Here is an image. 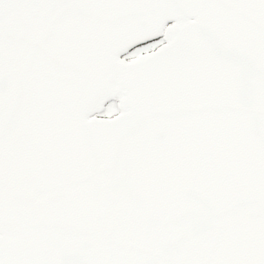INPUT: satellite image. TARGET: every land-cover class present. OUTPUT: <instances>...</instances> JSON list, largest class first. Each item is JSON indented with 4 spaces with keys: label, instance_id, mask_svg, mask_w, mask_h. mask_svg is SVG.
<instances>
[{
    "label": "snow or ice",
    "instance_id": "snow-or-ice-1",
    "mask_svg": "<svg viewBox=\"0 0 264 264\" xmlns=\"http://www.w3.org/2000/svg\"><path fill=\"white\" fill-rule=\"evenodd\" d=\"M0 264H264V0H0Z\"/></svg>",
    "mask_w": 264,
    "mask_h": 264
}]
</instances>
